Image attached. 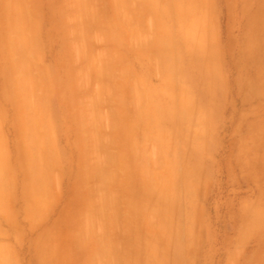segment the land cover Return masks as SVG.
Listing matches in <instances>:
<instances>
[{"label": "rangeland", "instance_id": "1", "mask_svg": "<svg viewBox=\"0 0 264 264\" xmlns=\"http://www.w3.org/2000/svg\"><path fill=\"white\" fill-rule=\"evenodd\" d=\"M1 98L79 262L264 264V0H0Z\"/></svg>", "mask_w": 264, "mask_h": 264}, {"label": "crops", "instance_id": "2", "mask_svg": "<svg viewBox=\"0 0 264 264\" xmlns=\"http://www.w3.org/2000/svg\"><path fill=\"white\" fill-rule=\"evenodd\" d=\"M3 103L0 105V264H96L97 261L103 264V258L110 256L109 243L102 234L95 238L86 263L79 262V210L69 213L73 214L70 222L63 223L66 207L60 204L62 192L56 189L29 192L30 174L23 164L21 168L15 164L16 154L20 153L23 159L25 155L30 162L33 158L30 150L51 147V128L48 125L47 130L46 122L37 119L35 109L24 110L19 116V111L15 114ZM34 171L37 169L30 164L32 177ZM25 245L29 253L27 262L19 251Z\"/></svg>", "mask_w": 264, "mask_h": 264}, {"label": "bare ground", "instance_id": "3", "mask_svg": "<svg viewBox=\"0 0 264 264\" xmlns=\"http://www.w3.org/2000/svg\"><path fill=\"white\" fill-rule=\"evenodd\" d=\"M105 205H107V204H105Z\"/></svg>", "mask_w": 264, "mask_h": 264}]
</instances>
